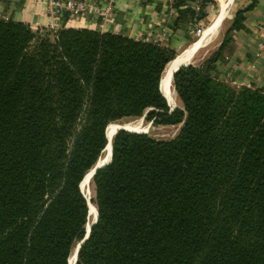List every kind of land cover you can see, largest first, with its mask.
<instances>
[{"label": "trees", "instance_id": "16d2710c", "mask_svg": "<svg viewBox=\"0 0 264 264\" xmlns=\"http://www.w3.org/2000/svg\"><path fill=\"white\" fill-rule=\"evenodd\" d=\"M185 1L179 23L194 10ZM226 42L175 71L172 108L161 88L171 46L0 17V264H70L89 219L81 181L107 126L143 114L182 125L171 138L116 131L74 264H264V89L212 73Z\"/></svg>", "mask_w": 264, "mask_h": 264}, {"label": "crops", "instance_id": "0c3cea01", "mask_svg": "<svg viewBox=\"0 0 264 264\" xmlns=\"http://www.w3.org/2000/svg\"><path fill=\"white\" fill-rule=\"evenodd\" d=\"M114 1L110 15H107L108 21L105 22L106 24L102 20L96 21L94 18H90L87 13H84L81 21L76 23L75 26H91L102 30H113L135 38L158 41L172 47L181 42L182 38L176 37V35H180L181 30L177 28L169 31L167 26L169 21L177 15L178 8H169L167 7L168 4L166 6L162 0ZM233 3L234 0H227L226 4H223L222 0H220V8L217 15L206 25L208 27L215 26L217 30L209 41H213L215 34L217 35L220 30L219 22L221 19H217L220 11L224 9L225 17L229 16ZM8 6L7 10H11L12 18L26 20L33 27L39 21L49 18L47 0H10ZM244 12L246 14L243 20L245 26L233 28V52L226 56L232 60V65L237 67L236 71L242 74L245 79L252 81L254 77H259L264 82V0H256L254 6ZM0 16L8 17L5 11ZM192 42L194 40L190 43ZM188 45L185 47H188ZM194 47L193 44L190 46L187 55ZM183 50L179 51L178 54H181ZM260 74L261 76H258ZM171 88L173 95H175L174 88ZM176 97L178 99V96Z\"/></svg>", "mask_w": 264, "mask_h": 264}, {"label": "rangeland", "instance_id": "374dc122", "mask_svg": "<svg viewBox=\"0 0 264 264\" xmlns=\"http://www.w3.org/2000/svg\"><path fill=\"white\" fill-rule=\"evenodd\" d=\"M81 1L84 2V7L77 10V5L72 7L71 4L69 5L68 0H47V11L49 14V18L46 20L39 21L38 23H36L35 27H33L32 25L31 26L36 30L38 29L39 31H46L48 29L56 30L59 27H61L63 24H65V22L66 24L68 23L67 25L75 26L76 23L81 21V17L84 15V13H87L90 18H94L96 21L102 20V22L105 23L106 21H108L107 15H110L112 8L114 6L113 3H115L114 0H81ZM162 1L165 3L166 6L168 4L167 7L169 8L176 7L175 6L176 0H162ZM252 2L253 0H234L229 16L227 15L225 18H223V20L220 21V25H219L220 30L217 35L215 34L214 37L215 39L213 41H209L205 45L200 46L193 54L191 63H199L202 60H204L207 56L211 55L214 50H217L222 40L226 38L227 42L224 45L223 49L220 51L221 52L220 58L215 61L216 68L213 69L212 73L215 76L221 78L225 83H227L229 86L232 87L241 88L243 86H249L252 88L261 87L264 89V84H263L264 82H262V80L259 77H254L252 81H248L247 79H245V77L242 76V74L236 71L237 67L235 65H232V60H230V58H227L228 56H226V55H230L233 52L232 50L234 44V40H233L234 30L231 27L236 17V13L240 9H242L243 11H247L248 5H250V3ZM8 4H10V0H0V15L2 12L5 11L6 14L8 15V17L5 18H12L11 10L10 11L7 10L9 8ZM187 5L192 7V9H194L193 12L189 11L186 18L182 21L180 20L179 23L176 20L178 15L180 14V12L178 11L177 15L173 17L167 25L169 27V31L177 28L181 30L180 35H176V37L182 38L181 42L177 43V45L173 47L169 45L174 50V56L177 53H179V51L183 50V48L187 46L191 41H193L196 37H198L200 33L199 28L200 31H202L206 27V25L209 22H211L212 19L217 15L220 8V0H186L185 5L182 7L184 8ZM201 11H203L206 14L204 18H198L199 13H201ZM244 16L246 17L245 12H244ZM258 76H261V74ZM173 87L175 89L174 79H173ZM177 96H178L177 103L173 105H178L182 103L179 95ZM137 118H142L144 123L146 122L145 124L147 125L148 129L145 130V132H148L152 136L158 138L174 137L178 133L182 125V123L165 124V123L155 122L153 119L146 118V114L140 116H136V115L125 116L122 118L115 119L113 121L125 122V121L136 120ZM104 154H105V150L103 149L100 157L104 156ZM87 183H88L87 184L88 188L89 185L91 184L92 193L89 196H91L92 198L94 195V185H93L92 177L90 179L88 178ZM84 189H85V185L83 187V191L87 196ZM87 193L90 194V192L88 191ZM92 204L94 205L93 207L96 206L93 202ZM86 228H87V224H86Z\"/></svg>", "mask_w": 264, "mask_h": 264}, {"label": "bare ground", "instance_id": "6f19581e", "mask_svg": "<svg viewBox=\"0 0 264 264\" xmlns=\"http://www.w3.org/2000/svg\"><path fill=\"white\" fill-rule=\"evenodd\" d=\"M223 4H226L227 0H222ZM228 12V10H226ZM224 9L222 11H220L217 19H221L225 13H224ZM229 13V12H228ZM216 25V24H215ZM216 28L215 26H206L202 31H200L198 37H196L194 39V42L190 43L188 45V47H185V49L182 51L181 54H177V57H173L166 65L165 67V70H164V73H163V76H162V90L164 93H166L170 103L173 105L175 103H177V92H176V89H174V94L173 95V92H172V88L173 87V84L172 82L170 81H173L172 80V72L175 70L176 66L182 62L184 59H188L189 58V54L187 55L188 53V49L190 48V46L193 44L194 46L200 44L201 42H205V41H209V39L212 37V35L216 32ZM187 55V56H186ZM174 88V87H173ZM146 123V122H145ZM144 123L143 119L142 118H137L136 120H132V121H113L111 123L108 124L107 126V133H109V135L113 134L115 129L122 125V126H126L128 128H131V129H137V130H147V125ZM106 152V151H105ZM110 152H111V144H109V152L104 154V156H101L100 158V161H105L106 159H108L110 157ZM90 176V171L87 172L85 178H84V185H85V192L87 194V197H88V201H89V207L91 209V214H90V217H89V220L92 221V219L95 218V215L97 214V208L96 206L93 207L94 205L92 204V200H91V193H92V188H91V184L89 185V188H88V183H87V180ZM90 192V194L87 193ZM90 197V198H89ZM70 259H71V262L74 261L75 259V253L73 252L72 255L70 256Z\"/></svg>", "mask_w": 264, "mask_h": 264}, {"label": "water", "instance_id": "95a60500", "mask_svg": "<svg viewBox=\"0 0 264 264\" xmlns=\"http://www.w3.org/2000/svg\"><path fill=\"white\" fill-rule=\"evenodd\" d=\"M224 17H225V15L221 18V20H222ZM221 20H220V21H221ZM219 24H220V22H219ZM206 42H207V41H205V42H203V43H201V44L195 46V47L193 48V50L190 52V54H189V58L186 59V60L184 59L182 62H180V63L176 66L175 70L172 72V80L174 79V73H175V71L178 70L179 67L182 66L183 64H188V63L192 62V56H193V54L195 53V51L198 49V47H200L201 45L205 44ZM175 57H177V54L174 56V58H175ZM170 60H171V59H170ZM170 60H169V61H170ZM169 61H168V62H169ZM168 62H167V63H168ZM166 65H167V64H166ZM170 82H172V84H173V81H170ZM161 88H162V80H161ZM164 94H165V96L167 97L166 93H164ZM167 98H168V97H167ZM168 101H169V99H168ZM169 103H170V101H169ZM170 104H171V103H170ZM174 106H176V105H172V108H173ZM119 128H126V129H130V130H137V129H131V128H128V127H126V126H122V125H120V126H118V127L115 129V131H114L113 134L109 135V133H107L108 142H107L106 146L104 147V150L106 151L105 154L108 153V152H109V144H111L110 157H109L108 159H106L105 161H100V158H101V157L97 160V162H96V163H95V164H94V165H93V166L87 171V172L90 171L89 179L93 176L94 172L96 171V169H97L98 167H101V166L105 165L106 163H108V162L111 160V158H112V152H113V137H114V134L116 133V131H117ZM137 131H145V130H137ZM86 174H87V173H86ZM86 174H85V175H86ZM84 178H85V176H84ZM84 178H83V180L81 181V187H82V189H83V187H84V183H83ZM90 214H91V209H89V217H90ZM97 219H98V208H97V214L95 215V218L92 219V221L89 220L88 223H87V231H86L84 237L78 242L77 246H76V247L74 248V250H73V252L75 253V259H74V261L71 262V259L69 258L70 264H74V263L76 262V260H77V258H78V251H79V248H80L82 242L85 241V239L88 238V236H89V234H90V230H91V225H92L94 222H96ZM73 252H72V253H73ZM71 255H72V254H71Z\"/></svg>", "mask_w": 264, "mask_h": 264}, {"label": "built area", "instance_id": "2783aa9c", "mask_svg": "<svg viewBox=\"0 0 264 264\" xmlns=\"http://www.w3.org/2000/svg\"><path fill=\"white\" fill-rule=\"evenodd\" d=\"M68 2H69V5L70 4L72 5V7H74L75 5H77V10L84 7V2L81 1V0L80 1H77V0H68ZM109 6H111V5H109ZM199 32H200V28H199Z\"/></svg>", "mask_w": 264, "mask_h": 264}]
</instances>
